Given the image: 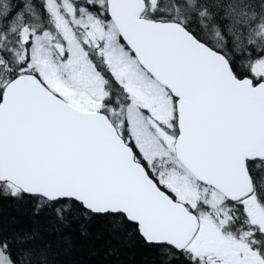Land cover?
Instances as JSON below:
<instances>
[{
	"label": "snow or ice",
	"instance_id": "6c2138e0",
	"mask_svg": "<svg viewBox=\"0 0 264 264\" xmlns=\"http://www.w3.org/2000/svg\"><path fill=\"white\" fill-rule=\"evenodd\" d=\"M0 264H264V0H0Z\"/></svg>",
	"mask_w": 264,
	"mask_h": 264
}]
</instances>
